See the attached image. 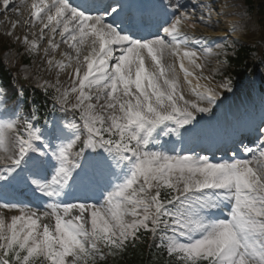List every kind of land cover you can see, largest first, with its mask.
I'll use <instances>...</instances> for the list:
<instances>
[{"label": "snow or ice", "instance_id": "snow-or-ice-1", "mask_svg": "<svg viewBox=\"0 0 264 264\" xmlns=\"http://www.w3.org/2000/svg\"><path fill=\"white\" fill-rule=\"evenodd\" d=\"M31 7L39 35L15 39L30 54L45 42L46 58L67 45L74 55L47 64L67 71L71 86L37 81L51 111L67 116L47 135L36 110L8 119L0 88V210L17 213L0 211V264H119L145 242L153 264H264V114L259 123L220 122L222 97L234 90L223 73L228 37L186 30L228 31L222 17L232 5L37 0ZM9 10L15 4L0 0V11ZM29 184L47 198L42 207L7 198L8 189ZM81 186L86 194H77Z\"/></svg>", "mask_w": 264, "mask_h": 264}, {"label": "bare ground", "instance_id": "bare-ground-1", "mask_svg": "<svg viewBox=\"0 0 264 264\" xmlns=\"http://www.w3.org/2000/svg\"><path fill=\"white\" fill-rule=\"evenodd\" d=\"M25 1H27L29 7L25 6L24 3L21 2V5L17 8V10L15 12H13V14H11L10 11H7L6 13H4V11H3L2 15H0V25L3 27V29H2L3 32L7 33L8 30H10V31L13 30L14 32L13 31L12 32L17 34L20 37H23L24 35H28L31 38H33V34L39 35L40 26H38V24L36 22L32 21L34 9H32V7H31V5L34 2H37V0H25ZM231 1H235V0H222V2L225 4L231 3ZM13 3H14V0H11L10 8L13 5ZM234 7L235 6H232L231 9H235ZM231 9H229V11H231ZM13 17H19L22 20L21 24L18 25V27H16V28H13V26H12L15 23V20ZM230 19H232V18H230ZM29 24H31L32 26L29 27L28 26ZM226 24H228V21H226ZM216 25H215V27H216ZM234 26H235L234 24L225 26L228 28V31L224 30V32H229L230 30H232V27H234ZM195 29H192V31H195ZM57 39H59V37H57ZM46 47H48L47 44H46ZM59 50L62 51V48H60ZM66 52L67 53L68 52L73 53L72 50L68 48V46H66ZM171 59L172 58H170V57H165V60L167 62H171ZM65 60L67 61V57ZM146 64H147V62H146ZM179 74L182 78L183 73L180 72Z\"/></svg>", "mask_w": 264, "mask_h": 264}, {"label": "rangeland", "instance_id": "rangeland-1", "mask_svg": "<svg viewBox=\"0 0 264 264\" xmlns=\"http://www.w3.org/2000/svg\"><path fill=\"white\" fill-rule=\"evenodd\" d=\"M238 3H239V5H237V7H235L237 10H238V13H237V16H236V19H238V20H240V21H242L243 23H239V24H235L236 25V27H238V33H239V35H241V37H244V34H245V32L247 31L246 29L248 28V26H249V20L248 19H246L245 17H244V11L246 10V8L244 7V5H243V0H239L238 1ZM234 18V17H233ZM257 27V24H255V21H254V24H252L251 26H250V28L251 29H254L255 30V28ZM258 29H260L262 32H263V39H264V29L262 28V27H259L258 26ZM1 37L3 38V40H5V41H8L9 39L8 38H6L5 36H2L1 35ZM242 39H244V38H242ZM264 41V40H263ZM23 48H24V46H23ZM33 54H35V53H33ZM36 55V54H35ZM37 56V55H36ZM37 58H38V56H37ZM37 58L35 59V65H36V61H37ZM215 59L213 60V59H211L210 60V62L206 65L207 67H208V69L211 71H213L214 70V68H215ZM11 62L13 63V64H15V65H17L18 64V61H16V60H14V56H12L11 57ZM48 64H46V68H44V67H37V70H40V72L42 73V74H44V76L46 77V78H48V79H50V80H52V81H54V80H56L57 81V79H59V82H60V84L63 86V88H70V85H71V80L68 78V76H67V74L65 73H63V72H61V71H59V68H57V69H54V71H52V72H50L49 70H48ZM34 68V67H33ZM27 74H30V72H27ZM244 91L242 90V93H243ZM229 94V93H228Z\"/></svg>", "mask_w": 264, "mask_h": 264}, {"label": "trees", "instance_id": "trees-1", "mask_svg": "<svg viewBox=\"0 0 264 264\" xmlns=\"http://www.w3.org/2000/svg\"><path fill=\"white\" fill-rule=\"evenodd\" d=\"M254 53V49L248 45H244V48L240 49L239 54L241 57V60H245L244 63H242L241 68H242V72L241 75L243 76V74L245 73V71H247V69L245 67H247L248 63L253 64V60L252 58ZM144 246L141 245L140 247H138L136 250L134 251H129V253L125 256V258L119 262V264H128V262H132V261H137V260H143L142 257V252L144 251Z\"/></svg>", "mask_w": 264, "mask_h": 264}]
</instances>
